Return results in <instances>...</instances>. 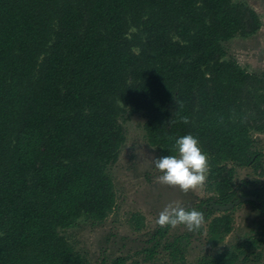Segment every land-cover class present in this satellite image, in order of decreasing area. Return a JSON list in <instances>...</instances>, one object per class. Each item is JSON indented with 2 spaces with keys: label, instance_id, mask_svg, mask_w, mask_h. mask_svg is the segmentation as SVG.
Segmentation results:
<instances>
[{
  "label": "trees",
  "instance_id": "trees-1",
  "mask_svg": "<svg viewBox=\"0 0 264 264\" xmlns=\"http://www.w3.org/2000/svg\"><path fill=\"white\" fill-rule=\"evenodd\" d=\"M261 27L235 0H0V264H90L60 229L114 208L106 169L126 139V108L146 113L161 156L175 138L198 137L216 193L206 217L212 201L237 199L233 164L263 165L251 132L264 131V75L226 59L223 43ZM233 226L229 213L212 217L209 245ZM261 241L199 264H242Z\"/></svg>",
  "mask_w": 264,
  "mask_h": 264
},
{
  "label": "rangeland",
  "instance_id": "rangeland-1",
  "mask_svg": "<svg viewBox=\"0 0 264 264\" xmlns=\"http://www.w3.org/2000/svg\"><path fill=\"white\" fill-rule=\"evenodd\" d=\"M254 8L262 27L255 34H236L223 43L226 59H235L248 71L264 75V0H235ZM125 132V142L115 162L107 166L114 182L115 206L101 222L86 217L78 219L71 228L60 229L90 264H199L208 255L225 248L254 246L240 256L242 264H264V131L253 129L254 150L261 153L262 168L235 165L234 196L239 198L258 192L261 199L244 202L229 211L213 210L206 217L210 198L216 193L207 189L206 181L195 189L182 191L158 182L159 170L154 159L161 156V148L149 143L144 124L146 113H130L126 108L118 118ZM232 165V163H230ZM263 172V173H262ZM196 208L204 213V222L196 231L184 225L160 226L156 219L166 205ZM229 213L234 220L233 230L216 246L209 245V223L212 217ZM179 250V251H178Z\"/></svg>",
  "mask_w": 264,
  "mask_h": 264
},
{
  "label": "clouds",
  "instance_id": "clouds-1",
  "mask_svg": "<svg viewBox=\"0 0 264 264\" xmlns=\"http://www.w3.org/2000/svg\"><path fill=\"white\" fill-rule=\"evenodd\" d=\"M154 167L160 173L159 183L187 192L205 183L208 157L200 147L198 137L188 133L175 138L173 154L156 157ZM203 222L202 211L174 204L166 205L156 219L162 227L184 225L188 231L198 230Z\"/></svg>",
  "mask_w": 264,
  "mask_h": 264
},
{
  "label": "water",
  "instance_id": "water-1",
  "mask_svg": "<svg viewBox=\"0 0 264 264\" xmlns=\"http://www.w3.org/2000/svg\"><path fill=\"white\" fill-rule=\"evenodd\" d=\"M252 199H255L254 196L252 195H244V196H241L227 204H218V203H215L212 201V204L211 206L213 208H215L216 210H221V211H229L231 209H233L234 207L238 206L239 204H242L248 200H252Z\"/></svg>",
  "mask_w": 264,
  "mask_h": 264
},
{
  "label": "flooded vegetation",
  "instance_id": "flooded-vegetation-1",
  "mask_svg": "<svg viewBox=\"0 0 264 264\" xmlns=\"http://www.w3.org/2000/svg\"><path fill=\"white\" fill-rule=\"evenodd\" d=\"M249 195V194H248ZM252 195V194H251ZM252 196H254V195H252ZM255 197V196H254ZM255 199H256V197H255ZM255 199H252V200H255ZM246 202H250V200H248V201H246Z\"/></svg>",
  "mask_w": 264,
  "mask_h": 264
}]
</instances>
